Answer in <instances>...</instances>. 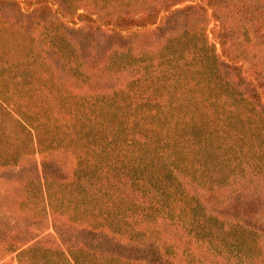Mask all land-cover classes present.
<instances>
[{"label":"trees","instance_id":"16d2710c","mask_svg":"<svg viewBox=\"0 0 264 264\" xmlns=\"http://www.w3.org/2000/svg\"><path fill=\"white\" fill-rule=\"evenodd\" d=\"M47 4L0 0V165L60 264H264V0Z\"/></svg>","mask_w":264,"mask_h":264},{"label":"rangeland","instance_id":"374dc122","mask_svg":"<svg viewBox=\"0 0 264 264\" xmlns=\"http://www.w3.org/2000/svg\"><path fill=\"white\" fill-rule=\"evenodd\" d=\"M20 1L23 9L29 11L49 0ZM26 155H22L19 161L27 157L32 162L35 154ZM7 168L0 165V264H60L62 246L58 235L48 232L50 216L43 195L34 192L26 183L36 171L35 174L29 170L14 175ZM54 216L52 213L55 220ZM30 234L36 235L37 239L24 244V248L19 247Z\"/></svg>","mask_w":264,"mask_h":264}]
</instances>
